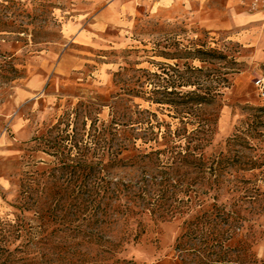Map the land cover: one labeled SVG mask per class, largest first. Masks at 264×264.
Returning <instances> with one entry per match:
<instances>
[{
  "label": "rangeland",
  "instance_id": "rangeland-1",
  "mask_svg": "<svg viewBox=\"0 0 264 264\" xmlns=\"http://www.w3.org/2000/svg\"><path fill=\"white\" fill-rule=\"evenodd\" d=\"M159 1L0 0V264H181L187 214L152 217L134 185L187 142L209 161L252 119L242 158L259 167L229 178L254 199L237 202L244 234L228 244L264 259V22L209 26L200 7ZM205 88L212 104L183 95ZM102 178L120 192L100 201L86 188Z\"/></svg>",
  "mask_w": 264,
  "mask_h": 264
},
{
  "label": "trees",
  "instance_id": "trees-1",
  "mask_svg": "<svg viewBox=\"0 0 264 264\" xmlns=\"http://www.w3.org/2000/svg\"><path fill=\"white\" fill-rule=\"evenodd\" d=\"M217 93L218 88H205L201 93L194 89L184 92L183 95H191V100L201 105L212 104ZM256 110L264 111V107H258ZM253 122L256 123V120L252 119L251 123L246 124L247 128L237 129L226 140V149L220 150L209 161H205L201 154H196L193 149L190 150L189 142L184 149L176 150L174 147L170 157L172 160L167 165L157 164L161 178H145L141 184L134 185L137 187L134 197L148 206L146 209L152 217H173L175 213L183 212L187 214L181 221L180 233L175 241L181 264H264V259L255 257L249 250L250 245L244 240L238 239V245L234 247L228 244L234 236L244 234L245 218L240 213V206H236L237 202L254 199V196L246 194L250 190L245 186L244 178H229L233 172L259 167L256 160L242 158V149L252 147L244 139L256 137L251 132L256 128ZM101 126L103 132L107 128L118 132L114 122H103ZM148 140L142 138L143 143ZM75 145L71 144V149ZM160 153V149L151 148L143 155H156L158 159ZM181 166L196 171L199 174L198 181L184 185L178 179H171L170 174H176ZM206 173L213 177L208 183L212 189L209 196L206 190L201 188L205 184L203 175ZM110 183L103 178L101 182L89 183L93 188H86V194L90 196L94 193L100 201L108 198L110 193L117 195L120 189ZM193 185L198 187L192 188ZM189 192H193L192 197ZM210 199L212 202H209ZM230 200L233 203L229 208L227 205ZM118 209L124 210L121 205ZM126 209L125 215L133 213L129 207Z\"/></svg>",
  "mask_w": 264,
  "mask_h": 264
},
{
  "label": "crops",
  "instance_id": "crops-1",
  "mask_svg": "<svg viewBox=\"0 0 264 264\" xmlns=\"http://www.w3.org/2000/svg\"><path fill=\"white\" fill-rule=\"evenodd\" d=\"M179 3L198 6L202 11L196 16L198 23L211 26L213 23L264 22V0H160V5Z\"/></svg>",
  "mask_w": 264,
  "mask_h": 264
},
{
  "label": "built area",
  "instance_id": "built-area-1",
  "mask_svg": "<svg viewBox=\"0 0 264 264\" xmlns=\"http://www.w3.org/2000/svg\"><path fill=\"white\" fill-rule=\"evenodd\" d=\"M260 95L264 98V83L259 82Z\"/></svg>",
  "mask_w": 264,
  "mask_h": 264
}]
</instances>
